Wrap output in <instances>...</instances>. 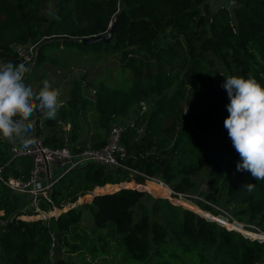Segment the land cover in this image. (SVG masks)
I'll return each mask as SVG.
<instances>
[{"label":"trees","instance_id":"1","mask_svg":"<svg viewBox=\"0 0 264 264\" xmlns=\"http://www.w3.org/2000/svg\"><path fill=\"white\" fill-rule=\"evenodd\" d=\"M46 2L52 14L43 9ZM230 2L210 9L208 0H0V60L30 67L25 84L39 90L48 79L57 88L67 68L83 69L56 120L33 116L35 137L45 144L99 147L118 115L140 100L149 102L121 127L122 162L136 171L88 161L61 174L38 207L0 180V264H94L110 255V264H118L123 250L145 264L264 259V181L237 170L242 158L224 127L229 97L222 87L231 75L252 76L264 86V0ZM112 21L110 41H81L106 32ZM28 42H37L32 63L15 49ZM97 49L107 53L100 64L84 57ZM103 67L129 68L131 82L110 85L96 77ZM11 145L0 140L4 174L27 177L31 159L13 156ZM203 168L206 198L219 204L225 194L238 219L261 231L193 208L243 234L139 189L150 191L148 175L178 191L194 190ZM249 183L255 185L251 191ZM94 188L101 192L58 212ZM85 209L91 227L83 222Z\"/></svg>","mask_w":264,"mask_h":264},{"label":"clouds","instance_id":"2","mask_svg":"<svg viewBox=\"0 0 264 264\" xmlns=\"http://www.w3.org/2000/svg\"><path fill=\"white\" fill-rule=\"evenodd\" d=\"M30 71L25 63L0 64V140L19 142L25 148L34 142L33 116L39 112L46 120H56L65 104L60 89L48 79L39 90L27 86L25 77ZM222 87L229 97L224 127L242 158L237 170L264 181V86L252 76L231 75ZM245 186L251 191L255 185Z\"/></svg>","mask_w":264,"mask_h":264},{"label":"built area","instance_id":"3","mask_svg":"<svg viewBox=\"0 0 264 264\" xmlns=\"http://www.w3.org/2000/svg\"><path fill=\"white\" fill-rule=\"evenodd\" d=\"M36 44L37 42H28L15 45V49L23 58L24 62L32 63L31 61L34 60L36 54ZM138 105L141 112L145 111L148 107V103L145 100H140ZM121 127L122 124L113 122L107 131V139L104 144L99 147L86 146L82 148H74L68 143H63L56 146L47 145L41 140L39 136L35 137L34 132V142L27 148L23 147L19 142L11 145V153L13 156L23 155L30 157L31 169L28 176H13L10 174L6 176L4 174V166L0 165V180L6 183L14 191L29 196L31 198L30 203L33 206L38 207L37 203L39 197L49 193L51 186L61 174L88 161L97 162L108 166H122L124 168L136 171L122 162L123 157L126 155V147L121 140ZM46 165L48 168V174L46 171ZM149 180L159 182L168 188L167 194L164 195L155 194L149 191L155 197H166L172 203L180 204L183 207L190 208L207 219L215 220L227 228H233L243 232L241 229L236 227H228L225 223H223V221H220L219 219L210 218L209 216L196 211L195 209L188 206L190 203H186L184 201L192 202L213 214L221 216L226 221L238 222L242 228L247 226L244 222L238 220L237 217H234L233 213L228 207L215 203L206 198V181L200 183L194 190L178 191L159 176L147 175L146 181ZM200 203L209 204L210 207H202ZM211 209H214L215 211H212ZM51 213L54 212H45V214ZM254 264H264V259L261 261H256Z\"/></svg>","mask_w":264,"mask_h":264},{"label":"rangeland","instance_id":"4","mask_svg":"<svg viewBox=\"0 0 264 264\" xmlns=\"http://www.w3.org/2000/svg\"><path fill=\"white\" fill-rule=\"evenodd\" d=\"M208 3H209L210 9H214L217 6L221 5V4L230 5L231 2H230V0H208ZM50 7H51V3L50 2H46L44 4V8L43 9L48 10L52 14V12L50 11ZM106 54L107 53L105 51L97 49V50H91L88 53H84V57L87 56V57H91V58H94V59H97V58L100 59V58H104V56H106ZM72 55H73V53H72ZM62 58H67V56L65 55ZM31 62H33V61H31ZM103 62H105V60L104 59L103 60L100 59L97 63L100 64V63H103ZM0 64H2L1 60H0ZM102 69L103 70H101L100 72H98L96 74V77L98 76V78H100L101 80L104 79L105 81H107L112 86H125V85H128L131 82L132 78H131V72H130L129 68L120 69L118 67V69H113L111 67H107V68L103 67ZM82 72H83L82 68L69 67V68L66 69V72H65V74L63 76H61V75L57 76V77L61 76L60 78H63L61 83L57 84V88H59L60 91H61V99L65 98V96H66V94H67L72 82L74 80L80 78V75L82 74ZM26 76H27V74H26ZM28 84L29 83H27L26 85L28 86ZM86 91L89 92V89H87ZM140 113H141V111H140L139 105L135 104L126 113L121 114L120 117H117L115 122L119 123V124H123L126 121H132ZM140 129H141V127H140ZM206 177H207V170H206V168H203L196 175V178H197V181H198V185H199V183H202V182L206 181ZM133 180L134 179H132V181ZM121 182H123V181H121ZM138 183H140V182H138ZM137 188H139V187H137ZM139 189H142V190H145V191L149 192V190H147V189H143V188H139ZM149 189H150L151 192H153L155 194H159V195H164L165 192H166V189L161 184L155 183L153 181L149 182ZM93 192H101V190H97V189L94 188L93 190H90V191L86 192L85 194L80 195L78 197V199H76L74 202L65 201L64 204H63V208H59V207H56V208L59 209V211H60V210H62L64 208L68 207L71 204L79 205V204H82L83 202L89 201L90 197H91V194ZM14 197H15L16 200H18L16 197H20V196H18L17 194H14ZM143 201L146 202V204L150 203V199L147 198V197H144ZM185 202L186 203H190V204H188V206H190L192 208H197V205H195L194 203L188 202V201H185ZM219 204L230 208V210L233 213L234 217H237V215L233 212V210H236V205L234 204V202H230L229 200H227L225 194L220 199ZM29 205H31V204H29ZM211 210L215 211L214 209H211ZM45 212H47V211H45ZM45 212L44 211L42 212L43 215H45ZM52 212H54V211H52ZM237 219H238V217H237ZM83 222L89 227L92 226L91 214H90L89 210L85 209ZM242 222H244V221H242ZM244 223L247 225V226L243 227L244 229H247L248 231L257 232V233L260 231L253 222H244ZM242 233L244 234V232H242ZM259 239H263V238H259ZM112 258L113 257H111V255L107 256V257L106 256L105 257L104 256H100V257L96 258L94 264H110L109 261H112ZM111 263L112 264H117V263H114V262H111ZM118 264H145V261L136 260V259L128 256L126 254V252H124V250H123V254L120 253V258H119Z\"/></svg>","mask_w":264,"mask_h":264},{"label":"water","instance_id":"5","mask_svg":"<svg viewBox=\"0 0 264 264\" xmlns=\"http://www.w3.org/2000/svg\"><path fill=\"white\" fill-rule=\"evenodd\" d=\"M113 26H114V21H112L110 23V27H109V29L106 32H104V33H98V34H93L91 36H85V37H83L81 39V41L82 42H94V41L102 40L104 42H108V41L111 40V38L113 36ZM46 171H47V174H48L47 165H46ZM122 186H124V185H120L118 188H120ZM118 188H116V189H118ZM93 193H96V192H93ZM70 206H74V205H70ZM60 211H58V212H60ZM51 214H53V213H51ZM51 214H45L44 216L51 215Z\"/></svg>","mask_w":264,"mask_h":264},{"label":"bare ground","instance_id":"6","mask_svg":"<svg viewBox=\"0 0 264 264\" xmlns=\"http://www.w3.org/2000/svg\"><path fill=\"white\" fill-rule=\"evenodd\" d=\"M150 181H153V180H150ZM153 182H155V183H159V182H156V181H153ZM159 184H161V183H159ZM164 188H167L166 186H164L163 184H161ZM168 189V188H167ZM240 224V223H239Z\"/></svg>","mask_w":264,"mask_h":264},{"label":"crops","instance_id":"7","mask_svg":"<svg viewBox=\"0 0 264 264\" xmlns=\"http://www.w3.org/2000/svg\"><path fill=\"white\" fill-rule=\"evenodd\" d=\"M120 116H121V115H118L117 117H120ZM117 117H116V118H117ZM115 120H116V119H115ZM68 126H69V125H68ZM97 186H99V185H97ZM71 205H74V204H71ZM69 206H70V205H69Z\"/></svg>","mask_w":264,"mask_h":264}]
</instances>
